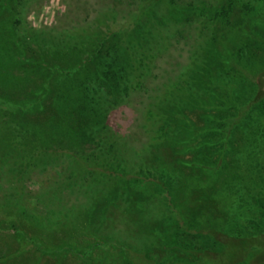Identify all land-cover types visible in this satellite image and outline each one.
Returning <instances> with one entry per match:
<instances>
[{
	"label": "rangeland",
	"instance_id": "1",
	"mask_svg": "<svg viewBox=\"0 0 264 264\" xmlns=\"http://www.w3.org/2000/svg\"><path fill=\"white\" fill-rule=\"evenodd\" d=\"M147 1L166 16L153 24L143 18L141 34L140 27L108 29L111 13L120 19L135 8L131 0H0L5 3L0 6V113L12 109L18 125L52 127L89 142L95 136L103 143L117 137L115 145L93 154L118 161L124 147L134 151L150 143L145 114L156 109L150 105L165 86L183 76L189 81L183 93L193 103L182 114L176 108L164 111L177 125L170 132L176 142H155L160 167L183 170L176 176L182 184L174 189L175 209L158 205L156 183L133 179L128 154L120 162H129L131 175L119 183L120 176L111 173L117 187L110 191L98 186L103 176L94 171L95 163L80 168L70 156L50 154L47 165L28 173L27 200L18 216L0 225V264H130L125 251L137 264L264 263V229H257L260 211L250 195L241 191L247 203H239L238 196L213 190L226 177L237 184L241 178L225 171L213 176L193 164L207 151L196 145L205 140L213 104L226 100L232 89L243 99L249 96L252 81L236 83L241 65L262 69L253 80L264 96V0H175L170 12L168 0ZM26 25L35 34L24 38ZM161 35H171L164 46ZM122 59L128 65L120 73ZM138 77L143 86L135 91ZM181 125L187 127L177 129ZM107 127L112 129L102 130ZM207 153L220 156L215 149ZM245 178L241 184L253 187ZM145 236L154 242L147 256L136 252ZM174 238L177 243L170 244Z\"/></svg>",
	"mask_w": 264,
	"mask_h": 264
},
{
	"label": "trees",
	"instance_id": "2",
	"mask_svg": "<svg viewBox=\"0 0 264 264\" xmlns=\"http://www.w3.org/2000/svg\"><path fill=\"white\" fill-rule=\"evenodd\" d=\"M4 1L12 2L14 0ZM131 1L134 2L136 6L128 13V16H123L118 19L117 13H111L114 18L106 21L109 30L115 31L118 26H126V29L135 28L138 31L140 27L141 33V31L143 32L144 30L141 24L143 18H150L149 23L153 24V20H158L161 17L165 18L166 16L165 12L160 15H158L159 12H154V9H152L147 0ZM176 3L175 0H168L167 5L169 7V12L177 5ZM4 4L1 3L0 6ZM150 8L153 10H151V14L148 12ZM154 26L158 27V24L156 25L154 23L153 32H159V27L157 28ZM147 31H151V29L149 30V28H147ZM115 32H118V30ZM22 33L24 38H26L34 35L35 30L26 25ZM170 37L171 35H165L164 37L161 35V38H163V46ZM1 39L2 34L0 33V40ZM114 47L115 45H113V48ZM111 49L112 48H109L107 50L111 51L109 54L112 53ZM118 50L120 49L118 48ZM117 51L115 50V52ZM242 53V50L238 51L237 54H239V58L242 56ZM127 63L128 61L123 60L117 65L118 67L116 68H119L120 73L126 71ZM238 64L240 66L239 62ZM112 67L115 70V66L113 65ZM250 68L252 70L249 69L246 64L241 65V75L239 79L237 78V82L235 81L236 83H245L246 79L252 81V88L249 96L243 99L242 96H244V94L239 95L236 89H232V95L228 96L226 100L222 98L218 99L217 103L213 104L215 112L207 117V127L204 129L206 132L205 140L196 145L199 151L205 148H207V151L215 149L216 153H220V156L214 159L207 155V151L203 150L200 152L197 161L193 164L197 165L201 170L209 172L213 176H217L225 171L231 176L235 175L241 178V181L237 184L231 183L230 179L226 177L220 185L219 183L217 186L215 185L213 190L220 194L225 192L228 196H238L239 203L246 202V198L243 197L244 194L241 193V191L245 190L246 195H250L254 205L257 206L260 211V219H258V221L255 220L257 229H264V195L262 189H260L259 183L261 182V185L264 184V96L259 94L258 85L253 80V78L261 73L262 69L259 68L255 70L257 67L254 64H252ZM182 77L183 76L178 77L171 85L165 86V89L161 92L162 95L150 105L152 106L154 104L155 106L152 108L156 109L153 110L149 108L146 111L145 117L148 120L147 127L150 132V143L137 150L134 149V151L127 146L124 147V151H119L121 158L122 156H126L125 154H128V158L133 161V168L135 170L133 179L135 181L138 180L140 183L147 180L156 183L158 187H160L161 193L159 196L162 197H160V199L158 198V205L162 207L166 205L174 209V189L182 184L181 179L176 180V176L177 174L182 175L183 170L177 167H171L169 169L161 168L160 165L163 164V161L160 154L157 152V148L160 147H157L155 142H158L157 144L163 143L164 141L176 142V138L171 140V138L173 139V134L170 132L173 128H176L177 125L171 123V120L167 117V113L164 111H166V109L171 110L172 108H176L179 110L178 114H182L180 110H187V108H190L193 104L190 95L183 93L185 92V82L187 81L188 85L189 81ZM214 82L216 81L214 80ZM131 83H128L127 91L131 88L137 91L143 86L141 78L139 77L133 82L134 87L130 88V86H132ZM168 89L173 91V93L165 94ZM5 106L8 108V104ZM159 106L162 112L156 111ZM226 110L228 112H226ZM172 113L175 114L176 111L172 110ZM3 114L4 113H0V225L6 220H9L8 218L18 216L20 206L27 200L24 183L28 173L36 166L40 167L47 165L49 163L48 160H50L48 159L50 154L53 157L70 156L80 168H85L95 163L93 167L94 171H96L100 177H104H101L102 180L98 186L104 185L107 189L106 191H110L112 188L117 187L116 183L114 184L113 182L114 178L110 175L111 173L120 176L119 183L126 182V178L131 175L126 171L129 162L125 161L124 158L122 162H120V157L117 161L116 157H111L110 154L107 153H100L99 155L93 154V152L100 150V147H104L103 145H115L117 137H113L114 139L112 138L110 143H103L102 139L95 136L93 137V141L89 142L80 140L69 133L53 131L52 127H43L38 124L29 127L24 123H19L18 125L19 119L16 118V113L13 112L12 109L9 110V113H6V116ZM103 118L102 120L107 123V125H110L109 116H103ZM186 127L187 126L181 125V127L179 126L177 129H185ZM110 129L104 128L102 130L107 131ZM25 149L26 152L23 153ZM34 153L35 156H32ZM89 154L92 155L88 156ZM91 158H94V160L92 161ZM111 159H114V161H111ZM125 162L128 163V165ZM245 177H248L253 187L245 183L241 184L242 178L246 179ZM242 185V189L234 191L235 188ZM203 228L205 229V226H203ZM213 233L217 234L215 230H213ZM168 235H170L169 230L168 232L166 231L165 238H167ZM141 239H143V243L141 242L138 246L136 245V252L147 256L154 242L152 237L149 236L148 238L145 236ZM176 240L174 238L173 241H170V244H176ZM124 242L126 244H135L134 241ZM127 254H129V252L125 251L124 257L128 258V262H130V264H137L136 261L135 263L132 262Z\"/></svg>",
	"mask_w": 264,
	"mask_h": 264
}]
</instances>
